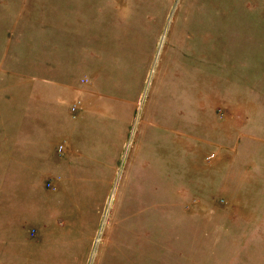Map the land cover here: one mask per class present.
<instances>
[{"label":"rangeland","instance_id":"374dc122","mask_svg":"<svg viewBox=\"0 0 264 264\" xmlns=\"http://www.w3.org/2000/svg\"><path fill=\"white\" fill-rule=\"evenodd\" d=\"M109 1L0 0V249L30 228L39 264H264V0H114L101 84L128 113L68 177L42 110L8 102Z\"/></svg>","mask_w":264,"mask_h":264},{"label":"crops","instance_id":"0c3cea01","mask_svg":"<svg viewBox=\"0 0 264 264\" xmlns=\"http://www.w3.org/2000/svg\"><path fill=\"white\" fill-rule=\"evenodd\" d=\"M90 7L86 9L84 23L73 27L74 39L70 42L68 51L59 52V60L68 58L65 66H59V60H56L52 69L43 73L40 72V66V77L29 83L27 90L26 87L22 88L19 98L8 101L23 102L26 107L32 105L42 110V113L38 114L44 117L45 122L51 124L53 136L58 138L63 149L59 152L58 162L53 163L51 169L65 172V177L73 170H85L94 161L92 154L90 155V131L100 130L101 126L114 118L122 121V114L124 121L130 105V102L117 101L121 98L119 90L115 89L110 96V90L103 88L101 84V81L106 82L103 76L119 72L118 60L123 57L119 54L122 51H115L113 54L106 52L108 43L113 42L112 39H107L108 32L118 44L126 39L125 19L119 12L121 8H118L114 0L102 2L100 8ZM93 11H101L95 14L96 19L93 17ZM109 59L114 61L109 63ZM121 70H124V67L121 66ZM41 73L44 74L43 78ZM87 76L89 77L86 83L84 77ZM75 105L78 107L76 113L71 112V107ZM121 108L124 110L121 111ZM245 202L247 204L249 201L245 199ZM37 225L33 228L36 235L41 234L38 222ZM29 229H22L21 243L18 249L12 250L15 254L8 251L7 242L2 245L0 251L4 252L0 258L4 260V264L12 260V263L18 264H39L36 253L38 250L33 249L35 243L30 237Z\"/></svg>","mask_w":264,"mask_h":264}]
</instances>
